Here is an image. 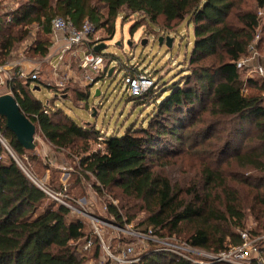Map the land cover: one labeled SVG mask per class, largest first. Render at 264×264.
Instances as JSON below:
<instances>
[{"label":"trees","instance_id":"1","mask_svg":"<svg viewBox=\"0 0 264 264\" xmlns=\"http://www.w3.org/2000/svg\"><path fill=\"white\" fill-rule=\"evenodd\" d=\"M16 3L9 12L0 8L1 64L26 39L33 25L44 39H35L30 55L45 57L55 17L69 19L77 28L89 21L110 35L120 13L124 17L127 13L137 14L152 25L159 18L166 23L187 21L194 32L187 72L167 86L154 81L141 94L131 96L137 103L152 104V109L145 127H130L121 136L102 137L92 125L72 120L64 109L44 106L33 97L28 85L31 81L15 75L10 84L12 95L21 112L35 125V134L56 150H70L74 157H80L74 171L75 184H69L68 179L62 182V171L58 168L52 170L57 177L47 175L42 181L41 175L25 167L21 159L27 156L29 161L41 163L33 153L35 148H23L0 116L1 136L7 139L8 147L34 180L50 191H63L79 207L71 192L76 184L82 183V177L92 175L91 186L97 194L112 190L119 194L113 195L117 204L106 201L104 208L108 220L118 228L135 222L136 230L142 232L151 229L159 234L160 230H167L170 235L183 236L188 247L214 254L242 243L240 235L246 230L248 215L256 221L263 219L259 224L264 230V98L246 91L260 81L258 92H263L264 78L243 79V67L237 66L238 60L247 55L248 45L259 28L258 13L247 0H16ZM254 5L256 9L264 8V0H254ZM242 6L246 9H241ZM89 93L88 86L74 90L73 103L87 102ZM198 121L200 124L209 121L210 125L201 127L202 142H210L220 126L226 130V137L222 143L213 139L211 156L206 157L205 152L194 167L195 174L187 176L181 184L168 174L167 168H171L186 146L183 133ZM248 128L251 135H246ZM202 142L193 148L204 146ZM92 143L102 147L93 151ZM226 155H230L229 160L216 167L209 163L212 156L215 160ZM44 168L50 171L49 165ZM140 214L144 215L142 219H138ZM84 218L46 194L0 143V264L98 261L100 241ZM247 232L250 236L264 233ZM89 240L90 248L82 250ZM110 249L117 251L118 247ZM134 264L194 263L167 251H148Z\"/></svg>","mask_w":264,"mask_h":264},{"label":"rangeland","instance_id":"2","mask_svg":"<svg viewBox=\"0 0 264 264\" xmlns=\"http://www.w3.org/2000/svg\"><path fill=\"white\" fill-rule=\"evenodd\" d=\"M247 1L251 8L258 13L259 28L257 33L259 34L260 41L258 42L257 52L259 53L260 61H264V8L256 9L254 0ZM16 4V0H2L0 8L9 12L16 7ZM241 9L246 8L245 6H242ZM127 15V17H124V13H120L117 16L112 35L106 33L104 29H96L94 27V32L90 36L89 44L104 45L98 51L104 58V68L106 70L107 68H113L114 70L110 77L107 75H100L96 82L90 86V93L87 102L85 101L74 104L72 101L74 100V90H82L90 85L83 81V70L78 67V60H75L68 68V73L70 71V75L72 76L68 79L65 85L59 89L55 86L56 79L49 71L48 61L44 59L39 60L41 57L39 58L30 55V50L34 45L35 39H44L36 25L29 27V35L20 44L16 45L12 51V57L8 59V62L17 64V62H19L24 56L25 58L22 60L24 63L21 65V68L24 69L23 71L28 73L31 69H36L39 77L38 81H40V79L45 81L43 83L31 82L29 84V89L31 90L33 97L41 101L44 106L48 104L50 108L64 109L67 115L79 124L92 125L100 132L102 137H109L112 134L121 136L130 127H145L148 122V115L152 109V104L137 103L132 99L127 89L128 77L129 75H141V73L149 74L156 83H159V85L163 87L164 85L167 86L173 83L178 76L185 74V72H187V58L194 43L193 25L187 21L166 23L162 18H159L155 25H152L151 23H146L144 20L140 19V16L137 14L127 13ZM159 37L172 38L171 46L167 47L165 43H161L159 46L157 42V38ZM145 39L147 40V43L143 46L141 45V41ZM37 59L41 63V70H39L38 66L35 67L36 62L38 61ZM25 62H28L29 64L27 63L25 65ZM204 63L207 64L208 61H205ZM256 65L257 61L252 60L243 67V79L252 78L253 80H258L261 78ZM16 68H18L17 65L13 67L12 71H15ZM95 76L97 77L99 75L96 74ZM259 85L260 81H258L256 87L250 89L246 88V91L261 94L264 98V91L261 93L258 92ZM34 87L39 88L33 89ZM5 90L6 89L1 86L0 95L4 94ZM96 90L100 91V95L94 96ZM246 91L244 92L246 93ZM204 117H206L205 114ZM209 121H207V123ZM200 123L198 121L192 128L183 133V141L186 143V146L182 150L183 152L180 156L175 158V162L171 161V168H167L168 174L181 184H184L183 181L187 180V176L195 174L194 167L200 162L201 156H204L205 152H207L206 157L211 156L210 153H213V139L222 143L226 137V130H223V126H220L217 129V134L210 138V142H202V134L200 133L203 132L201 127L210 125L207 123ZM210 133H213V131ZM251 134L252 130H249L246 135ZM167 139L168 138H166V140ZM201 142L204 146L193 148L196 143ZM90 145L93 151L102 147L97 143H92ZM2 146L6 149L4 145ZM6 146L8 147V145ZM6 151L8 152L7 149ZM11 153L13 154L12 151ZM33 153L36 155L37 160L41 161L43 165L41 163L35 164L34 162L29 161L27 156H23L21 159L25 167L33 169L36 171L37 175L42 176V173L46 171L44 165H49L50 171H46V177L47 175H56L57 173L52 175V170L58 168L62 171L60 175V180L62 182L68 179L69 184H75L74 171L80 161V157H74L75 155L72 154V151L56 150L48 142L44 141L40 135L36 134L35 149L33 150ZM229 156L226 155L224 158H216L215 160H213L212 156L211 158H208V160L212 166L214 165L216 167L223 161H228ZM14 157L19 162L21 168L29 174L19 158L15 155ZM221 167L225 168L224 165ZM41 176V180L44 181L46 177L44 178ZM92 182V175H89V177H82V183L76 184L71 195L80 200V208L83 206V209L88 213L96 216L98 215V217L101 218L102 223H110L105 213V203L106 201H111L112 203L117 204L118 201L117 199H113V195L119 194L116 190H112L111 192H104L103 195H99L92 188ZM143 216V214H140L138 219H142ZM86 220H88V218ZM261 222H263V219L256 221L248 215L245 231H264L263 225L259 224ZM102 223H95V226L98 227L100 230L99 233H101L102 236V242H100L101 257L98 261L92 262V264H102L104 262L105 258L103 257L104 250L102 246L109 248H123L126 245H131L133 246V257L138 258V261H140L142 255L148 251H167L168 249L169 251H167V253L169 252L170 254L176 255V253L172 252L171 248L164 243L169 245H186L183 236L177 234L170 235L167 230H160L159 234H154V241H141L126 231H116ZM135 225V222H133L132 224L123 227V229L141 232L136 230ZM185 227L186 230L190 229L189 226ZM251 236L258 239L255 243L258 247H264L262 244L264 241V233ZM183 253L184 256H186V259H189L191 263L194 264H215L218 262L214 259L217 254H214L212 251L194 249L185 246ZM226 263L238 264L234 260Z\"/></svg>","mask_w":264,"mask_h":264},{"label":"built area","instance_id":"3","mask_svg":"<svg viewBox=\"0 0 264 264\" xmlns=\"http://www.w3.org/2000/svg\"><path fill=\"white\" fill-rule=\"evenodd\" d=\"M51 29L54 36H60L64 41V46L59 50V52L51 60V71L54 76L55 86L61 89L68 79L72 76L70 71L68 73V64L64 60V56L68 53L70 56L75 57L78 60V67L83 70L84 75L83 81L86 84H94L96 82V74L106 76V69L104 68V58L98 52L94 50V46L90 45V36L94 32V26L89 21H84L81 27H75L69 19L62 17H55L51 21ZM260 41L259 34L256 33L251 43L248 45L247 55L241 57L238 62V67H244L247 63H250L252 60L257 61V71L259 75L264 78V61H260L259 53L257 52L258 42ZM53 61V62H52ZM16 66V65H15ZM13 66V67H15ZM13 67L5 69L0 65V87H4L5 93L12 95V90L10 84L12 83L13 77L16 75L20 79H29L31 82L38 80V72L35 70L29 71L28 73L20 69L19 67L12 71ZM67 71V72H66ZM63 76V77H60ZM154 85V80L151 75L141 73V75H134L133 77H128L127 80V89L131 96L139 95L143 91L147 90ZM4 93V94H5ZM0 143L5 146L7 149L6 139L0 134ZM9 154L13 157L9 149H7ZM14 158V157H13ZM16 159V158H15ZM14 159V160H15ZM17 160V159H16ZM21 167V166H20ZM27 173V172H26ZM28 174V173H27ZM28 176L31 180L38 185L46 194H48L53 199L61 202L67 206L73 213H79L88 218L93 232L99 238V241L102 242L101 233L99 229L95 226L96 222H100L101 218L95 216L94 214L88 213L83 209V206L77 207L72 204L66 197V194L63 191L53 192L45 188L41 183L34 180L29 174ZM78 206H80V200L74 201ZM103 225H106L110 228H113L117 231H126L132 236L136 237L141 241H154V233L151 229L147 231H132L123 228H118L111 222H103ZM242 243L236 247H230L228 250L221 252L215 255L214 259L218 262H230L232 260L236 261L238 264H264V252L262 249L264 247H258L255 243L258 240L249 235L247 231L241 232ZM92 242L89 240L85 243L82 250H88ZM165 245L171 248L172 252L176 253L177 256L185 258L183 249H185L184 244H175ZM104 250L102 264H134L138 261V258L133 257V246L126 245L123 248H118L117 251H112L109 247L102 246ZM167 251H169L167 249ZM180 251V252H178ZM189 260V259H187ZM190 261V260H189Z\"/></svg>","mask_w":264,"mask_h":264},{"label":"water","instance_id":"4","mask_svg":"<svg viewBox=\"0 0 264 264\" xmlns=\"http://www.w3.org/2000/svg\"><path fill=\"white\" fill-rule=\"evenodd\" d=\"M172 38L159 37L157 38L158 45L165 43L167 47L171 46ZM147 40L141 41V45H145ZM104 45H95L94 50L98 52ZM113 68L107 70V76L110 77L113 73ZM92 86V85H90ZM39 88V87H37ZM100 95V91L96 90L94 96ZM0 116L5 119L6 128L14 134L16 141L25 149L33 150L35 148V125L25 116L13 95L5 93L0 95ZM7 149H9L7 147ZM14 157V156H13ZM15 159V157H14ZM16 160V159H15ZM17 161V160H16ZM18 162V161H17ZM19 163V162H18ZM23 171H25L22 168ZM26 172V171H25Z\"/></svg>","mask_w":264,"mask_h":264},{"label":"crops","instance_id":"5","mask_svg":"<svg viewBox=\"0 0 264 264\" xmlns=\"http://www.w3.org/2000/svg\"><path fill=\"white\" fill-rule=\"evenodd\" d=\"M64 46V41L60 38V36H54V33H52L51 34V37H50V45H49V50H48V53H47V55L45 56V57H39L40 59L39 60H47L48 61V68H49V71L51 72V75H53L52 74V71H51V60L54 58V56L59 52V50L62 48ZM99 53V52H98ZM12 57V54H11V56H10V58ZM23 58H25L24 56L22 57V59L19 61V62H17V64H14V63H10V62H8V60H6L5 61V63H0V65H2L5 69H8V68H11V67H13V66H15V65H17V67H19L20 69H22V70H24L23 68H21V65L24 63L22 60H23ZM38 60V59H37ZM37 61L36 62V64H35V67L36 66H38V68H39V70H41V63H40V61ZM64 60H65V62H66V64H68V66L70 67V65H72V63L75 61V60H77L75 57H73V56H70V54H66L65 56H64ZM53 62V61H52ZM28 62H25V65L27 64ZM29 64V63H28ZM37 64H39L40 65V67H39V65H37ZM35 71L36 69H31L30 71ZM82 75H84V73H83V71H82ZM100 76V75H99ZM38 79H39V77H38ZM51 79V78H50ZM49 79V80H50ZM33 82H35V83H43V82H45L43 79H40V81H33ZM31 83V82H30ZM29 83V84H30ZM28 84V85H29ZM93 85V84H92ZM33 89H38L37 87H34ZM89 89H90V85H89ZM62 97V96H61ZM44 178L46 177V174H44V176H43ZM46 179V178H45ZM44 179V180H45Z\"/></svg>","mask_w":264,"mask_h":264}]
</instances>
